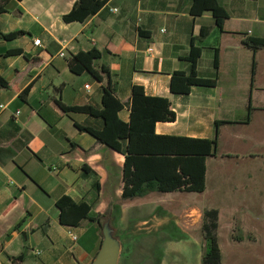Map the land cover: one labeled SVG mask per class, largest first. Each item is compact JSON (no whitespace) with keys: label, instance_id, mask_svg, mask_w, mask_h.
<instances>
[{"label":"crops","instance_id":"1","mask_svg":"<svg viewBox=\"0 0 264 264\" xmlns=\"http://www.w3.org/2000/svg\"><path fill=\"white\" fill-rule=\"evenodd\" d=\"M76 2L0 0V264H92L101 252L110 214L104 195L121 202L125 157L79 128H102L101 119L59 103L101 110L109 84L124 105L123 122L133 88L143 87L170 100L177 117L158 123L157 134L217 140L198 194L211 188L238 208H264V48L244 43L264 39V0H219L228 14L223 28L210 11L193 15L194 0H108L86 22H66ZM18 32L24 35L3 37ZM193 44L202 51L197 75L217 85L175 95L172 77L191 74ZM94 50L101 81L69 67ZM66 196L92 205V217L106 215L103 227L62 225L57 203Z\"/></svg>","mask_w":264,"mask_h":264},{"label":"trees","instance_id":"2","mask_svg":"<svg viewBox=\"0 0 264 264\" xmlns=\"http://www.w3.org/2000/svg\"><path fill=\"white\" fill-rule=\"evenodd\" d=\"M108 0H77L71 13L64 17L66 22L84 23L99 13ZM210 11L217 19L220 28L228 14L219 4V0H194L191 13L201 15ZM1 35V34H0ZM24 35L18 32L3 36L14 40ZM246 47L257 52L264 48V39L248 38ZM17 51L16 53H20ZM201 48L192 47L189 61L192 64L191 74L176 72L171 81V92L175 95H188L193 87H214L216 80L202 79L196 69L201 57ZM101 57L98 50L81 53L69 61L70 70L77 75L91 73L99 81L101 76L94 70V64ZM256 64L254 63V75ZM108 77L110 72L103 68ZM28 93L23 92L20 99L27 101ZM65 112L89 114L103 121L102 128L79 126V128L96 138L110 149L125 157L123 169L122 200L145 198L154 193H203L207 188V159L217 155V140L193 139L176 136L159 135L156 132L158 123L176 121L170 100L147 96L143 87H134L131 102L129 123L123 122L119 113L124 105L117 97L116 87L111 84L103 89V108L91 107L70 108L62 103ZM225 122L217 123V126ZM98 186V191H99ZM60 209V221L64 226L79 227L85 220L98 222L106 215L92 217V205L86 202L77 203L70 197H63L57 203ZM219 212L205 211L202 231L205 246L202 264H221L222 252L216 230L218 229ZM21 262L22 257L12 258Z\"/></svg>","mask_w":264,"mask_h":264},{"label":"rangeland","instance_id":"3","mask_svg":"<svg viewBox=\"0 0 264 264\" xmlns=\"http://www.w3.org/2000/svg\"><path fill=\"white\" fill-rule=\"evenodd\" d=\"M109 197L104 195L110 214L103 221H109L107 231L119 244L118 264H202L204 211L211 210L219 212L221 264H264L260 205L238 208L211 188L204 194L155 193L114 205L108 203Z\"/></svg>","mask_w":264,"mask_h":264},{"label":"water","instance_id":"4","mask_svg":"<svg viewBox=\"0 0 264 264\" xmlns=\"http://www.w3.org/2000/svg\"><path fill=\"white\" fill-rule=\"evenodd\" d=\"M119 256L120 249L117 240L105 230V238L101 252L92 264H118Z\"/></svg>","mask_w":264,"mask_h":264},{"label":"built area","instance_id":"5","mask_svg":"<svg viewBox=\"0 0 264 264\" xmlns=\"http://www.w3.org/2000/svg\"><path fill=\"white\" fill-rule=\"evenodd\" d=\"M35 45H36V46H41V40H36V41H35ZM153 51H154V50H153L152 48H150L148 52H149V53H153ZM61 56H62V57H65V54H61ZM87 89H89V86H87ZM18 114H19V113H18ZM72 239H73L74 242H77V241H78V237H77L76 235H72Z\"/></svg>","mask_w":264,"mask_h":264}]
</instances>
